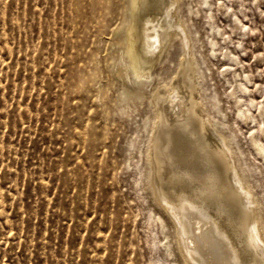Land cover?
I'll list each match as a JSON object with an SVG mask.
<instances>
[{"label":"rangeland","instance_id":"374dc122","mask_svg":"<svg viewBox=\"0 0 264 264\" xmlns=\"http://www.w3.org/2000/svg\"><path fill=\"white\" fill-rule=\"evenodd\" d=\"M178 4L192 49L173 37L138 80L128 0H0V264H183L143 157L156 89L190 53L264 227V0Z\"/></svg>","mask_w":264,"mask_h":264},{"label":"bare ground","instance_id":"6f19581e","mask_svg":"<svg viewBox=\"0 0 264 264\" xmlns=\"http://www.w3.org/2000/svg\"><path fill=\"white\" fill-rule=\"evenodd\" d=\"M178 2L128 0L122 26L128 62L123 67L130 68L134 78L151 77V68L173 37L186 46L191 43L182 19L177 17L173 27L166 19L175 14ZM198 70L190 53L184 68L155 91L156 108L143 157L144 185L172 224L168 238L183 264H264L260 202L249 194L231 137L218 130L208 111L203 112ZM257 150L264 152L261 146ZM165 247L169 249V243Z\"/></svg>","mask_w":264,"mask_h":264}]
</instances>
